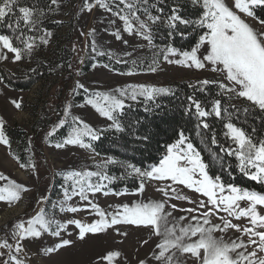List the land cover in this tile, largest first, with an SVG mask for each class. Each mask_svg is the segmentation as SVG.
Returning a JSON list of instances; mask_svg holds the SVG:
<instances>
[{"label": "snow or ice", "instance_id": "snow-or-ice-1", "mask_svg": "<svg viewBox=\"0 0 264 264\" xmlns=\"http://www.w3.org/2000/svg\"><path fill=\"white\" fill-rule=\"evenodd\" d=\"M53 4L57 0H51ZM115 5L116 11L110 6L109 0H95V5L84 0V8L91 11L98 5L105 11L112 12L123 22V30L129 35L135 33L143 40L147 41L149 48L157 49L153 52L151 64L148 71L155 73L159 67V57L169 64H176L186 68L197 70H209L222 75V80L204 79L198 81L200 90L203 91L209 84H216L220 89L219 95L226 97L229 101L243 99L250 102V107H243L236 104L223 105L221 99L211 102V108L202 106L199 100L192 96L188 97L189 106L186 112L195 110L197 118V129L211 130L207 118L214 116L224 121L225 131L223 135L231 142L228 147L218 145L216 135L213 132L211 143L218 145L220 151L226 156H233L236 160V167L250 181L264 185V138H254L255 129L252 134L238 127L233 123V117L238 118L239 113L250 114L252 108L264 112V19L257 14V10H264V0H191L193 6H198L201 11L194 19L185 18L181 15V6L174 5L170 9V14L162 22L169 28L168 37L174 33L186 37L185 32L178 31V25L191 28L197 33V40L190 50L181 51L171 44L159 47L154 43L153 26L161 22L160 15H152L147 7L143 9L146 19L141 20L137 14L140 12L139 5H147L148 0H110ZM20 0H0V26L12 29L14 38L19 40L24 47H16L13 44V37L0 34V46L7 52L13 53V62L23 59L24 55L31 56L36 46V37H25L20 29V24L35 29L40 23L39 16L43 11L34 7L18 6ZM123 5V8L120 7ZM18 8L21 14L12 20L14 10ZM163 13V9H158ZM39 13V15H37ZM251 18L258 22L259 27H254L248 22ZM133 21L136 24H133ZM115 23V21H110ZM15 25V27H14ZM19 31V35L15 33ZM52 34L46 32L38 37L43 45L49 43L46 37ZM81 35L85 33L81 32ZM92 36L91 51L97 56L114 57L111 51L100 50L95 40V29L87 33ZM113 35L117 40H121V32L117 29ZM127 44V41H123ZM87 47V45H86ZM124 55L131 57V52ZM170 57H179L171 59ZM8 56L0 51V61L7 60ZM83 61H81L82 63ZM128 63V61L117 60V63ZM142 64L141 60L132 59V68L122 73L124 75H136V69ZM108 67L107 64L103 65ZM57 67H60L59 65ZM71 67V65H69ZM34 71V70H33ZM2 81V77H0ZM194 87L193 85H189ZM83 90L84 103L76 105L78 107L91 106L100 117L105 118L110 123L106 128H94L79 116L71 115L73 104L67 103L64 107L63 118L54 126V132L68 125L70 131L62 142L54 145L56 148H63L67 145L78 146L87 149L96 156L93 142L99 141L108 130L122 132L121 117L125 109L130 108L138 98L153 100L155 97L167 94L171 91L167 87H157L148 84H128L117 87L106 92L91 91L79 81L76 82L73 94H79ZM17 108H21V102L11 101ZM229 109H232L231 111ZM148 109H146L147 111ZM69 117L71 119L69 120ZM5 121L0 118V144L9 146V140L4 131ZM197 135H201L197 131ZM146 139V137H145ZM13 158L19 162V157L13 154ZM214 161L221 158L213 153ZM120 164L124 168V174L117 177L108 174V166ZM20 168H30L36 171L35 163L30 159L27 163H20ZM95 171L87 168L81 170H71L59 173L65 182L71 181L70 186L63 187V199L54 203L53 208L59 207L61 212L78 213L85 209H91L99 219L92 223H83L80 219H68L65 223H60L45 211L43 207L27 221L19 220L13 227L11 236L16 241L15 245L7 239L0 240V264H24L17 254L23 251L21 241L27 238H40L43 233H49L54 237H61L60 241L52 247L43 249L46 253L57 252L60 249L70 246L73 240L63 238L62 231H66L69 225H75L78 238L83 240L88 233H102L115 225H135L149 228L151 233L160 237L156 248L159 249L154 254V259L161 264H185V254H190L189 259H194L195 264H264V192L249 190L233 183H225L221 175L210 176L207 171L208 165L204 163L201 152L185 136L183 130L179 133V139L166 146V151L157 164L149 165L147 168L137 167L131 163H124L109 157L100 163L95 164ZM231 175V173H229ZM134 178L139 180L137 188L130 193L127 188L120 192H112L108 188L114 180H125ZM0 180L7 181L0 186V202L12 204L21 200V194L29 191L23 184L11 180L9 177L0 174ZM157 182L155 191L160 194V199H149L147 201L138 200L131 205L124 203L117 205L111 212H105L100 206L89 199V194L102 193L107 196L110 193L121 196L126 194L142 195L146 190V183ZM107 182V183H105ZM160 182H165L159 186ZM176 186L200 194L201 198L193 200L189 196L177 191ZM73 197H79L82 205H73L69 201ZM206 198V199H205ZM175 199L186 201L192 205L188 208H179L176 203H171ZM47 201L46 196H41L38 203ZM111 207V206H110ZM181 211L187 215L179 218L173 217L174 211ZM171 218V219H170ZM242 218L245 224L234 223ZM187 220L188 223L181 222ZM218 221V222H214ZM55 228V230H52ZM234 229L247 240L238 236L236 239L226 241L224 235ZM116 231L120 235H127L125 232ZM220 232L222 235L216 237L214 234ZM71 235V233H69ZM195 238V239H194ZM148 241L145 240L144 243ZM252 250L249 251L248 249ZM7 257L5 259L4 257ZM121 256L119 251H110L94 261V264H113V261ZM139 264H146L145 260H140Z\"/></svg>", "mask_w": 264, "mask_h": 264}, {"label": "rangeland", "instance_id": "rangeland-1", "mask_svg": "<svg viewBox=\"0 0 264 264\" xmlns=\"http://www.w3.org/2000/svg\"><path fill=\"white\" fill-rule=\"evenodd\" d=\"M95 5V0H88ZM118 2V0H117ZM110 6H112L109 0ZM231 4L232 0H228ZM54 19L63 21L65 25L56 31H47L52 35L46 37L49 41L47 45L40 43L36 36V46L31 56L26 54L25 60L13 62V53L6 49L0 51L7 54L8 59L0 61V66H4L14 74H22L31 66L32 61L47 60L49 62L51 75L37 83L30 90L19 91L8 87L3 81H0V118H3L5 125L12 128H22L26 131L24 141L19 144H10L5 146L0 144V173L9 177L17 183L23 184L29 188V191L21 194V200L12 204L0 202V240L7 239L9 243L15 245L16 241L12 239L11 232L13 225L19 221H27L34 216L41 207L50 215L54 216L60 223H65L68 219H80L83 223H92L99 217L91 211L85 209L78 213L61 212L59 207L53 208L52 205L63 199V191L58 192L55 185L58 179H63L59 173L71 170H81L87 168L92 170L93 164L100 163L107 159L101 155L96 156L87 149L78 146L67 145L63 148L54 147L55 144L49 143L48 133L53 132L54 126L63 118L64 107L67 103L73 104L71 115L79 116L82 120L94 128H106L110 123L105 118L99 116L91 106L83 108L76 105L84 103L83 100L76 98L84 95L83 90L79 94H73V89L77 81L84 84L91 91L106 92L117 87H123L128 84H148L157 87H165L173 82L198 81L204 79H220L223 77L219 73L211 72L207 69L197 70L195 68H186L176 64H169L159 57V67L155 73L148 71V65L151 64L153 52L157 49L149 48L147 41L143 40L135 33L129 35L123 30V22L112 12L105 11L98 5L91 11L84 8V0H57ZM115 21V23H110ZM248 22L254 27H259L257 21L248 19ZM135 25V23H133ZM95 29V40L100 50L114 53V57L124 61L138 59L147 61L145 71H136V75H124L101 64L94 63L87 71H83V65L88 59H95L97 55L91 51L92 36L87 33ZM119 29L122 39L117 40L113 33ZM72 32L71 35L69 33ZM81 32L85 35H81ZM71 36V39H69ZM74 39L71 43L73 57L70 59V73L72 76L71 90L62 99L58 95V87L62 82L61 76L65 74V66L60 59L62 46ZM123 41H127L124 44ZM87 45V47H86ZM131 52L132 56H126L124 53ZM178 59L179 57H170ZM81 61H83L81 63ZM60 67H57V66ZM21 102V108L17 109L11 101ZM44 108V109H43ZM45 114L49 119H53L54 124L48 128H35L34 124L37 115ZM39 113V114H38ZM60 117V118H59ZM71 117H69V120ZM6 135V134H5ZM21 151L23 162L13 158ZM32 160L36 165V171L30 168H20V163H27ZM69 182V181H68ZM71 182V181H70ZM7 181L0 180V186ZM165 182H160L163 186ZM157 182L146 183V190L142 195L126 194L117 196L102 193L95 195L89 194V199L97 203L105 212H111L117 205L128 203L131 205L138 200L147 201L149 199H160V194L155 191ZM177 191L189 196L191 199H200L201 196L183 186H176ZM55 190V191H54ZM56 192L54 201L47 207V202L51 193ZM41 196H46L47 201L38 203ZM206 199V198H205ZM70 204L82 205L79 197H73ZM171 203H176L179 208H188L192 205L186 201L173 199ZM111 206V207H110ZM187 215L181 211H174L173 217ZM171 219V218H170ZM218 222V221H214ZM234 223L245 224L246 220H233ZM188 223L187 220L181 222ZM119 232H125L127 235H120ZM52 230H55L53 228ZM79 229L75 225H69L66 231H62L61 236L73 240L74 243L66 246L57 252L46 253L43 249L52 247L58 243L61 237L51 236L49 233H43L40 238H27L20 243L23 245V251L18 257L24 261V264H94V261L110 251H119L121 256L113 261V264H139L140 260H145L146 264H161L153 257L159 252L156 248L160 237L151 233L149 228L135 225H115L102 233H88L83 240L78 238ZM71 233V235H69ZM216 237L222 234L216 232ZM241 236L245 241L246 236H242L234 229H231L224 235V239H236ZM195 239V238H194ZM147 240V243L144 241ZM249 251L252 249L249 248ZM0 251H5L0 249ZM190 254H185V264H195L194 259H189ZM7 259V257H4ZM103 264H108L104 261Z\"/></svg>", "mask_w": 264, "mask_h": 264}, {"label": "trees", "instance_id": "trees-1", "mask_svg": "<svg viewBox=\"0 0 264 264\" xmlns=\"http://www.w3.org/2000/svg\"><path fill=\"white\" fill-rule=\"evenodd\" d=\"M176 4L181 6V15L185 18L194 19L201 11L198 6L192 5L191 0H148L147 5H139L141 10L137 14L140 16L141 20L146 19L143 14V9L147 7L152 15L161 16V22H157V24L153 26L154 43L157 46L164 47L171 44L181 51L190 50L196 43L197 33L193 32L190 27L185 28L183 25H178V31L185 32L186 37L174 33V35L169 38V28L162 22L167 18V15L170 14V9ZM18 6L34 7L43 11V15L39 16L40 23L35 29L29 30V28L21 22L20 29L23 31L25 37H36L47 31H56L65 25L63 21L54 19L56 5L53 4L51 0H20ZM111 7L113 11H116L115 5ZM120 7L123 8V5H120ZM161 8L164 10L163 13L158 11V9ZM14 13L12 20H15L17 16L21 15L18 12V8L14 10ZM257 14L261 19H264V10H257ZM37 15H39V13H37ZM133 23L136 24L135 21H133ZM0 34L13 37L14 46L20 48L24 47L19 40L14 38L12 29L6 26H0ZM19 34V31L15 33V35ZM71 34L72 32L69 33V35ZM69 39H71V36H69ZM73 41L74 39L65 43L60 53V59L66 68L65 74L61 76L62 82L58 87L60 99L68 95L67 93L71 90L72 86V76H68V74L71 72L69 67L70 59L74 54L71 47ZM25 58L26 54L23 60H25ZM117 60L120 59L115 57L109 59L107 56H97L95 59L86 60L83 65V71H87L94 63L101 65L107 64L108 68L123 73L128 72L132 68L131 61H128V63H117ZM146 65L147 61H142V64L136 71H145L147 68ZM51 74L49 62L44 59L32 61V66L22 74H14L4 66H0V77H2V81L11 89L19 91L30 90L37 83L47 79ZM198 81L173 82L165 86L171 89L167 94L159 95L153 100H145L143 97H140L136 102L129 101L128 103L132 104V106L125 109V113L121 117V124L124 130L122 132H118L114 129L106 131L99 141L93 142L95 152L106 158L112 157L117 161L131 163L141 168H147L149 165L159 162L166 151V146L177 141L180 131L183 130L185 136L188 137L197 150L201 152L204 163L208 165L207 171L210 176L214 177L216 175H221L225 183H233L240 187H246L249 190L264 192V185L250 181L239 172L236 167L235 157L226 156L225 153L220 151L218 145L228 147L231 143L223 135L225 131L223 127L224 121L210 116L207 118V122L210 124L211 130H204L202 128L197 129L198 121L195 116V110L193 109L190 113L186 112L189 106V96L199 100L202 106L208 109L211 108V102L215 99H221L222 104L225 106L236 104L241 108H251L250 102L243 99L229 101L226 97L219 95L220 89L216 84H209L201 91ZM189 85H193L194 87H190ZM84 97L85 94L77 96L76 98L84 101ZM146 109L148 110L146 111ZM229 110L231 111L232 109ZM233 123L238 127L244 128L249 134H252L253 129H255L254 138L256 139L264 138V112H261L259 109L252 108V111L248 115L242 112L239 113L238 118L235 116L233 117ZM53 124V119H49L45 114V110H43L42 114L40 113L37 115L34 126L36 129L38 127L48 128ZM4 131L10 144H19L24 141L26 131L22 128H12L5 125ZM69 131L70 129L66 124L64 127L57 129L54 134L48 138V142L53 144L62 142L63 139L67 137ZM197 131H200L201 135L198 136ZM213 132L216 135L218 145H213L211 143ZM213 153L218 154L221 159L219 161H214ZM21 154L20 151L16 156L23 162ZM91 168L92 171H95V164H93ZM107 171L108 174L117 177L124 174V168L121 167L119 163L109 165ZM229 173H231V175H229ZM70 185V181L65 182L63 179H58L55 189L61 192L63 191L62 186ZM138 185V179H117L109 184L108 188L111 189L112 192H120L127 188L131 193ZM54 191L49 196L47 207L54 201L56 196V192Z\"/></svg>", "mask_w": 264, "mask_h": 264}]
</instances>
